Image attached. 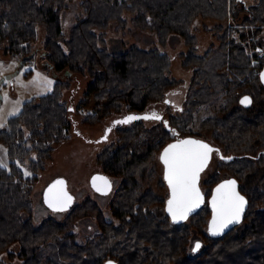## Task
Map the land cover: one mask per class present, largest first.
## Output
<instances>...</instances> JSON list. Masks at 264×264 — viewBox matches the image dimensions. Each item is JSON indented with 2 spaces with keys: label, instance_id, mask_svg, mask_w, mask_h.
<instances>
[{
  "label": "trees",
  "instance_id": "16d2710c",
  "mask_svg": "<svg viewBox=\"0 0 264 264\" xmlns=\"http://www.w3.org/2000/svg\"><path fill=\"white\" fill-rule=\"evenodd\" d=\"M71 1L0 0V46L6 42L7 53L32 62L38 29L45 26L47 63L57 72H88L93 77L80 101V106L92 107L85 117L88 123L124 110L141 115L150 104L166 101L181 82L170 76L172 57L158 47L134 45L121 53L109 49L106 31L111 23L125 28L127 14L136 28L155 32L163 46L171 34L183 36L188 46L181 53L183 65L193 69V78L179 113L149 127L141 119L121 125L119 145L100 155L106 173L120 178L110 201L113 219L91 196L63 219L34 218L31 196L39 170L52 157L54 144L69 133L70 108L63 94L70 80L56 78L50 92L26 101L0 131L10 158L9 166L0 167V264H264L263 41H253L252 47L243 43L263 30L264 0L247 7L243 0H80L82 15L67 35L61 14ZM244 9L241 24L250 26L248 35L237 25H226ZM198 18L215 20L212 28L220 40L204 53L193 33ZM230 30L240 32L238 37H231ZM246 94L252 97L249 106L241 103ZM210 106L214 109L201 113ZM207 131L225 158L210 174L211 186L203 189L204 205L186 221L174 222L166 199L146 186L155 172L153 161L175 138L210 141ZM24 164L32 175L27 176ZM229 176L239 180L249 207L240 224L214 236L208 199L215 184ZM85 216L95 217L100 230L82 242L73 229ZM197 236L203 244L196 252Z\"/></svg>",
  "mask_w": 264,
  "mask_h": 264
},
{
  "label": "rangeland",
  "instance_id": "374dc122",
  "mask_svg": "<svg viewBox=\"0 0 264 264\" xmlns=\"http://www.w3.org/2000/svg\"><path fill=\"white\" fill-rule=\"evenodd\" d=\"M257 2L258 0H243L245 7ZM245 13L246 11L244 9V11L241 12V17L238 19L230 17L226 25L228 27L237 25L240 31L245 30L248 35V30L246 29H249L250 26L248 27L247 25L244 26L241 24L243 19L242 16ZM61 15L65 26V32L68 35L70 27L76 23L82 15L80 0L69 2ZM127 15L129 22L125 28H119L116 23H111L109 29L106 31L108 47L114 53L125 52L134 45L148 49L158 47L161 51L167 52L172 57L173 62L170 76L181 80V82L168 92L167 99H170V103H166L164 100L162 102L150 104L141 112V115H138L139 117H143L145 115H152L153 113L156 115L163 113L164 119H167L169 115L181 111L186 97L187 85L193 78V69H189L183 65L184 59L181 56L182 52L188 50V46L185 43L184 37L177 33L170 35L166 45H161L158 35L155 32L136 28L130 19V14ZM215 24V20L203 18H198L195 21L193 33L196 34L200 53H204L211 45L216 47L220 45L219 36L215 32L216 30L212 28ZM38 30L39 39L34 45L35 58L32 62H24L22 59L7 53L6 42L0 46V131L8 125L12 117L21 113L26 101L37 95L50 92L54 87L56 78L70 80V86L64 90L63 94V99L70 108V129L68 136L62 141L54 144L55 147L52 157L47 160L44 170H39L38 180L34 184L31 196L34 218L41 221L49 215L63 219L69 212H56L53 214L48 210L43 199V191L48 183L58 176L67 177L71 190L78 194L79 202L83 201L85 195L82 194L88 185L87 182L90 176L97 170L106 172L100 161V155L102 154L101 150H105L108 147H116L120 143L119 128L121 125L127 123L114 125V121L123 120L125 117L135 112L124 110L100 122L88 123L85 117L92 111V107L90 105L80 106V101L93 80V77L88 72L72 73L68 70L57 72L47 63L45 52L43 51V43L46 37L45 26H40ZM239 33L230 30L229 35L231 37H238ZM258 40L263 41V45L259 50L264 52V27L261 33H255L250 37L247 36V38H243V43L246 46L248 44L252 47V42ZM249 41L251 42L249 43ZM253 51H256L255 48H251V52ZM47 81L51 83L48 84ZM173 101L176 102L173 103ZM209 109L213 110L214 106L202 108L201 113L209 111ZM141 120L147 127L152 126L158 121L155 119ZM77 129L80 130V133L76 131ZM108 129H111V131H107ZM205 133L207 139L211 141V133L209 131ZM105 136H107V139H104ZM7 151V148L0 142V164L3 166H9L10 163ZM159 155L160 153L153 161L155 172L152 173L151 179L146 182V186H151L155 190L157 196L165 200L168 197L169 189L163 178L164 165L160 161ZM217 163L218 160L214 156L207 167L208 169L206 168L201 176V185L205 190L206 187L209 188L211 186L208 180L211 181L210 174L215 170ZM22 167L27 176L34 173L33 170L29 168L28 164H24ZM116 182L119 185L120 178L117 177ZM87 196L91 195L88 194ZM110 201L108 197H101L98 202L101 204L107 217L113 219ZM162 209L163 208H161V210ZM164 211L163 209V212ZM99 230V223L93 216L80 218L73 229V231L78 234V239L82 242L87 241L88 238L92 237ZM195 233L197 235L196 231ZM201 238L203 237H195L193 245ZM18 248V246H14L16 251ZM4 259L11 262V258H9L7 254L4 255ZM12 261L17 262L18 258Z\"/></svg>",
  "mask_w": 264,
  "mask_h": 264
},
{
  "label": "snow or ice",
  "instance_id": "6c2138e0",
  "mask_svg": "<svg viewBox=\"0 0 264 264\" xmlns=\"http://www.w3.org/2000/svg\"><path fill=\"white\" fill-rule=\"evenodd\" d=\"M261 78L264 79V73L261 74ZM47 83L50 84L51 82L47 81ZM246 102L250 103L248 97L241 101V103ZM137 119L159 120L160 117L155 113L143 117L130 115L123 120L114 121V125L129 123ZM107 131H111V129ZM213 151V148L202 141L184 139L170 144L161 155L160 159L165 165V179L171 190V196L167 201V211L171 214L174 222L187 219L188 214L199 207L202 202V196L197 187L199 174L207 166ZM221 158L223 159V157ZM2 166L0 165V167ZM95 179L103 181V188L96 185ZM95 179L93 186L96 187L97 191L110 188V182L107 179L100 177ZM63 184L62 180H58L48 189L50 195L47 197V201L49 207L54 210L63 211L71 203V197L63 190ZM58 185L61 186L59 189H57ZM215 193L212 199L214 213L210 229L212 235H218L230 224L239 223L246 205L244 197L236 190L234 180L219 185ZM199 247L200 245L197 243L195 248L198 249Z\"/></svg>",
  "mask_w": 264,
  "mask_h": 264
},
{
  "label": "water",
  "instance_id": "95a60500",
  "mask_svg": "<svg viewBox=\"0 0 264 264\" xmlns=\"http://www.w3.org/2000/svg\"><path fill=\"white\" fill-rule=\"evenodd\" d=\"M262 73H264V67H263V69H262V71H261V74H262ZM263 81H264V79H263ZM245 97H248L250 103H249V102H246V103H243V104L246 105V106H249V105L251 104V102H252V97H251L250 95L246 94V95H244V96L241 98V101H242ZM184 139H193V140L202 141V142L208 144V145H209L211 148H213L214 150H215V148H216V146H215L214 144L210 143L209 141H207V140H205V139L197 138V137H193V136H187V137L176 138V139L172 140L171 142H169V143H168V144L162 149V151H161V155L163 154L165 148H167L170 144L176 143L178 140H184ZM213 152H214V151H213ZM213 152L210 154V158H209V160H208V162H207V166H206V167L203 169V171L199 174V179H198L197 187H198L199 190H200V193H201V196H202V202L199 204V207L195 208L194 211H192V212H190V213L188 214L187 219H188L193 213L197 212V211H198V210L204 205V203H205V201H206V195H205V192H204V190H203V188H202V185H201V176H202V173L204 172V170L208 167V165H209V163H210V160H211V157H212V155H213ZM161 155H160V156H161ZM229 158L232 159L233 156H230ZM97 177L107 179V180L110 182V188H108V189H104V190L100 191L101 193H109L110 191L113 190V179H112L108 174L103 173V172L96 173V174L93 176V178H92V185H93L94 179L97 178ZM164 178H165V176H164ZM58 180H62V181L64 182V184H63V186H62V187H63V190L68 194V196L71 197V203H70V204L67 206V208H66L65 210H63V211H70V210L73 208V206L75 205V203H76V201H75L76 197H75V195L73 194V192L70 190L68 179H67V177H65V176H58V177H56L55 179H53L52 181H50V182L48 183V185L45 187V189H44V191H43V199H44V202H45V204L49 207V204H48V201H47V197H48L50 194L48 193V189H49L53 184H55V182L58 181ZM165 180H166V179H165ZM230 180H234V181L236 182V190L239 192V194H240L241 196L244 197V199H245V201H246V205H245V207H244V211H243V213L241 214V218H240L239 223H233V224L228 225V227L224 228V229H223L218 235H214V236H222V235H224L225 233L229 232L231 229H233L236 225L240 224V223L243 221V219H244V217H245V213H246V211H247V209H248V207H249V199H248V197H247V196L241 191L239 180H238L236 177H234V176H229V177H226V178L221 179V180H220L218 183H216L215 186L213 187L212 193H211V195H210V197H209V199H208L209 206H210L211 209H212V214H211L210 221H209V230H210L211 227H212L211 222H212V220H213V215H214V213H213V207H212V199H213V196L216 194V193H215V190L217 189V187H218L219 185H221L222 183H224V182H226V181H230ZM95 183H96L97 186H100L101 188H103V181H102V180H100V179H95ZM166 183L168 184L167 180H166ZM60 187H61V186L58 185V186H57V189H59ZM93 187H94V186H93ZM94 188L96 189V187H94ZM169 189H170V188H169ZM170 196H171V190H170V195H169L167 201L169 200ZM167 207H168V205H167V202H166V209H167ZM49 208H50L51 210H53V211H60V210H54L52 207H49ZM61 212H62V211H61ZM168 213H169V212H168ZM169 214H170V213H169ZM170 216H171V214H170ZM171 218H172V216H171ZM187 219H184V220H178V221H175V222H184V221H186ZM172 220H173V219H172ZM210 232H211V231H210ZM211 234H212V233H211ZM197 243H199V245H200V247H199L198 249L195 248V245H196ZM202 244H203V242H202L201 240H197V241L195 242V244H194V251H196V252L199 251V249L201 248ZM111 264H115V263H114V262H111Z\"/></svg>",
  "mask_w": 264,
  "mask_h": 264
},
{
  "label": "flooded vegetation",
  "instance_id": "af4514ba",
  "mask_svg": "<svg viewBox=\"0 0 264 264\" xmlns=\"http://www.w3.org/2000/svg\"><path fill=\"white\" fill-rule=\"evenodd\" d=\"M166 101L168 102V103H170V99L168 98V99H166ZM176 102V101H175ZM174 101H173V103H175ZM159 117H160V119L159 120H164V117H163V113H160L159 115H158ZM78 133H80V130H76ZM104 139H105V137H104ZM106 139H107V136H106ZM176 139V138H175ZM210 143H212V142H210ZM213 144V143H212ZM215 145V144H214ZM216 146V145H215ZM104 151V149H102L101 150V153ZM100 153V154H101ZM160 155H161V152H160ZM159 155V159H160V156ZM215 156V158H217V160L218 161H220L222 158L221 157H223V158H225V156L223 155V153H222V150H220L217 146H216V148H215V150H214V152H213V155H212V157H211V159L213 158ZM160 161L162 162V160L160 159ZM210 162H211V160H210ZM163 163V162H162ZM210 164V163H209ZM163 165H164V163H163ZM209 166V165H208ZM100 172H103V173H106V172H104V171H100V170H97V171H95L91 176H90V178H89V181L87 182L88 183V185H87V187L85 188V190H84V192H83V194L82 195H85V197L89 194V195H91V196H93L95 199H97V201H99L100 200V198L101 197H108V198H110V200L112 199V197L114 196V194H115V190H116V187H117V185H118V183L116 182V179H117V177H114V176H111V175H109L112 179H113V190L112 191H110L109 193H101L100 191H97L94 187H93V185H92V178H93V176L96 174V173H100ZM107 174V173H106ZM164 176H165V165H164V171H163V178H164ZM55 179V178H54ZM168 187V186H167ZM69 188H70V185H69ZM168 189H169V187H168ZM70 190H71V188H70ZM72 191V190H71ZM73 192V194L75 195V197H76V199H75V201H76V203L75 204H77V203H79V196H78V194L76 193V192H74V191H72ZM87 194V195H86ZM169 195H170V189H169V194H168V197H169ZM168 197H167V199H168ZM167 199H166V202H167ZM46 205V204H45ZM47 206V205H46ZM48 207V206H47ZM74 207V206H73ZM48 210H50L53 214H55L56 212H61V211H53V210H51L49 207H48ZM62 212H66V211H62Z\"/></svg>",
  "mask_w": 264,
  "mask_h": 264
},
{
  "label": "bare ground",
  "instance_id": "6f19581e",
  "mask_svg": "<svg viewBox=\"0 0 264 264\" xmlns=\"http://www.w3.org/2000/svg\"><path fill=\"white\" fill-rule=\"evenodd\" d=\"M208 169V168H207ZM203 174V173H202ZM206 195V194H205ZM207 199V198H206Z\"/></svg>",
  "mask_w": 264,
  "mask_h": 264
}]
</instances>
